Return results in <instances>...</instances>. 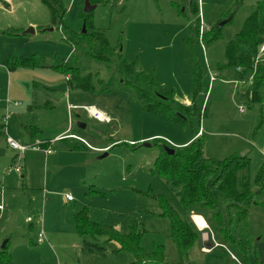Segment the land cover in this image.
I'll list each match as a JSON object with an SVG mask.
<instances>
[{
  "label": "rangeland",
  "instance_id": "1",
  "mask_svg": "<svg viewBox=\"0 0 264 264\" xmlns=\"http://www.w3.org/2000/svg\"><path fill=\"white\" fill-rule=\"evenodd\" d=\"M60 1L66 10L63 23L81 31L86 0ZM259 1L198 0L196 14L189 0H92V20L107 33L112 44L119 46L121 58L152 74L160 87L170 91L180 104L189 106L194 100V60L207 71L198 82L200 94L205 95L206 113L202 107L199 122L191 115L175 122L161 112L142 108L133 89L122 82L115 64L108 67L83 56L77 63L73 60L83 68L82 74L98 75L103 85L90 93L70 89L62 71L49 67L70 59L73 47L51 26L47 6L42 0H0V206L5 208L0 232H8L0 247L7 238L13 250L20 247L23 239L36 240L38 226H42L44 231L64 240L71 235L67 249L57 241L47 244L43 264L131 262L132 254L118 250L113 241L106 243L100 237L97 240L71 234L68 225L75 223L74 213L85 207L91 220L115 226L122 233L137 222L143 229L142 248L151 251L162 245L172 264L189 261L208 264L209 254L201 251L199 240L188 259L177 252L170 238V221L161 215V201L168 202L184 219L188 212L174 189L153 172V166L163 145L179 147L199 128L202 135L198 134L196 139L202 141L206 157L223 159L238 153L250 158L251 189L258 191L254 179L264 166V88L262 101L251 99L252 84L248 80L255 68L241 76L240 67L227 64L225 47L242 29ZM199 16L204 47L198 42L199 29L195 42L189 43L190 27L197 26ZM216 27L220 30L219 37L205 42V33ZM19 56L39 58L45 67L9 70L8 63ZM66 91L70 94L67 101L62 97V94L67 97ZM70 100L77 106H93L110 121H98L81 107L73 108L70 115L71 109L67 108ZM46 101L53 106L51 110L44 107ZM36 104L42 108L31 106L28 111L30 105ZM78 122L85 127L80 128ZM29 125H36L39 138L54 136L68 127L67 131L78 134L91 146H109L102 151L90 147V161L71 167L61 165L57 171L46 166L42 151L29 147L21 153V171L16 172L11 167L18 151L7 144L4 128L8 127L12 139L23 145L29 140L24 126ZM61 146L63 142H56L53 149ZM103 153L106 155L100 158ZM82 156L74 162L84 160L86 155ZM94 188L101 193L90 191ZM67 193L72 201L65 198ZM255 199L258 203L249 209V229L255 241L249 264H264V189ZM74 204H79L77 211ZM27 217L32 220V229ZM72 237L80 246L71 251ZM84 240L92 244L100 242L104 249L81 251ZM32 246L41 248L35 243ZM225 262L237 264L232 258Z\"/></svg>",
  "mask_w": 264,
  "mask_h": 264
},
{
  "label": "trees",
  "instance_id": "2",
  "mask_svg": "<svg viewBox=\"0 0 264 264\" xmlns=\"http://www.w3.org/2000/svg\"><path fill=\"white\" fill-rule=\"evenodd\" d=\"M42 2L49 10L51 26L56 27L65 41L73 47L70 59L56 66H49L54 70L62 71L70 89L90 93L98 91L103 85V80L98 75L82 74L83 68L74 64L83 56L108 67L113 64L118 65L122 82L133 89L145 110L161 112L175 122L184 120L186 115L194 116L199 122L202 107L203 113H206L205 95L200 94L201 88L198 83L206 70L201 68L198 60L192 63L196 85L193 103L189 106L180 104L172 97L170 91L160 87L152 74L138 69L135 62L121 58L119 46L112 44L107 33L95 26L92 20L94 6L89 11L82 10L84 32H77L63 23L66 10L60 0H42ZM86 2L90 6L93 5L92 0ZM189 4L192 11L197 14L198 0H189ZM198 23L197 26L190 27L192 31L189 43L195 42ZM219 35V27H216L205 33V42ZM262 44H264V0L258 2L256 8L245 19L242 29L227 42L225 47L227 64L240 67L241 76L252 67L255 68L252 76L251 99L258 102L262 101L264 88V57L258 63L254 64V62ZM7 67L12 71L22 67L44 68L45 65L39 58L36 60L34 57L19 56L12 59ZM24 129L32 140L30 144H34L37 140L38 128L29 125L24 126ZM198 130L199 128L195 130L194 137ZM63 140L68 139L63 138ZM77 141L70 143L63 141L62 147L68 150L85 149L84 144ZM41 142V146L46 147L51 140ZM169 149H173L172 154L169 153ZM153 172L174 189L181 205L188 212L187 218L184 219L168 202L161 201V215L170 221V238L181 258L188 259L191 248L200 238V230L190 219V215L198 214L207 223L217 243L208 253V264H226V259L231 258L228 251L235 256L237 264H249V255L255 248V241L249 229V209L252 204L258 203L255 195L264 189V166L255 176L254 183L258 191L254 192L250 182V158L246 154L241 156L235 153L223 159L206 157L202 150V141L195 137L179 147L163 145L161 153L155 158ZM73 217L74 228L79 236H91L97 240H100V237L106 243L116 242L118 250H128L133 259L127 264H172L165 256L162 245L155 246L151 251L142 248L140 237L143 229L137 222L130 225L128 232L122 233L113 226L91 220L85 207L75 212ZM9 242L10 239L7 238L4 248L0 249V264L13 263ZM92 246L104 249L100 242Z\"/></svg>",
  "mask_w": 264,
  "mask_h": 264
},
{
  "label": "crops",
  "instance_id": "3",
  "mask_svg": "<svg viewBox=\"0 0 264 264\" xmlns=\"http://www.w3.org/2000/svg\"><path fill=\"white\" fill-rule=\"evenodd\" d=\"M66 95H67L66 98L64 97L63 94H62V97L67 101L68 98L70 99V94L68 95V93L66 91ZM68 104L77 105V104H75V102H73L71 100L69 102H67V108H68ZM31 106L32 107H38V110H40L39 108H42V105H40V104H38V105L36 104V106L30 105L28 107V111H31ZM44 107L46 108V110H48V109L51 110V108L53 106L50 105L46 101V104L44 105ZM72 109L73 108H71V110H70L68 108V111L70 110V115H71ZM35 127H36V125H35ZM67 130H69L68 127H67ZM67 130L64 129L61 132H59L56 135L51 136V137L50 136L43 137V138L37 137V139H39V141H44V140H51V142L54 141V143L52 142L53 144H52L51 152H49V153H45L43 150H40V149H36L35 150V151H40V152L42 151V153H43V155L45 157V164H46L47 167L49 166L52 171L59 170L62 167L61 165H64V166L66 165V166H70L71 167V166H77L79 164H82L83 161H86V163H87L88 161H90V155H89V152L90 151L89 150H91V148H93V150H95V151H102L100 149H103L104 150V148L106 149L109 146V145L108 146H102V147L91 146V144H89L86 140H83V141L79 140L78 138H81V137L78 134L73 133L71 131H67ZM70 130H71V128H70ZM4 131L8 135L6 137H10V138L13 137L12 135H10L9 130H8V127H5L4 128ZM2 134H3V132H2ZM72 135H74V136H72ZM195 137H194V135L193 136H190L189 138H187L186 140H184V142H181L178 145H181L182 146L185 143L190 142ZM63 138L72 139L74 141H77L78 140L77 142L80 141L82 144H84L85 149L84 148H75L73 150H68V149L63 148L62 146L59 147V149H53L54 148L53 145L56 142H63V141L69 142L68 140H63ZM81 139H83V138H81ZM31 141L32 140L29 138L28 142H25L23 145H29L30 143H32ZM25 150H28V149H25ZM31 150H33V149H31ZM78 154H80V155H78ZM82 154H85L86 155V157L84 156L85 159L82 160V161L78 160L79 163H77V161L74 162L75 161V158H78L79 156L81 157ZM22 164H23V167L25 169V165H27V162H25V160H24ZM90 191H92L93 193L94 192L95 193H99V192L101 193V191L98 190L97 188H94V189H92ZM50 192H52V191H50ZM50 194H52V193H50ZM72 200L73 199H70V201H72ZM74 205H75V207L73 209H75L77 211V209H79V204H74ZM0 211H2V214L0 215V218H2L5 215L4 214L5 213V208L1 207L0 208ZM88 214H89V217H90L91 215H90V211L89 210H88ZM27 218H26V220H27ZM192 218H193V214L190 215V219L193 221L194 219H192ZM70 223H71V225L69 224L68 227H70L71 234L74 235V234H76V231H75V228H74V223L73 224H72V222H70ZM193 223H194V221H193ZM27 224H30L29 225V228H31V229L33 228L32 220L31 221H28ZM195 226H196V224H195ZM115 228L117 229V227H115ZM40 229H42V231L44 232V236H45V240L43 242H41V243L36 242V240H34V239H32V240L29 239L28 241H26L25 239H23L22 244L20 245V247L17 248V249H15V250H13L11 248L12 247V243H10L9 251H10V253L12 255V259H13V263L12 264H43V261L41 259H44L45 258V253L48 252V250L46 249V246H47V244L50 241H57L58 243H61L62 244V247L63 246H66V249L68 248L67 247L68 246L67 243L71 241V235H70V238L64 240V239L60 238L59 235H55L54 233L50 232L49 230L44 231L42 226H40V227L38 226L37 234H38V232H39ZM52 231L53 232H57V230L54 229V228L52 229ZM7 233L8 232H4V231L0 232V242H1V240L4 237H7V235H8ZM80 237H82V236H80ZM83 237H85V236H83ZM36 239H37V235H36ZM34 243H35V245L40 246L41 248L40 249H35L32 246V245H34ZM114 243L116 244V247H118V244L116 242H114ZM199 244H200V247H201V251H203L204 253L208 254L210 250L209 251L204 250V247L201 245L200 238H199ZM70 245H71L70 249L72 251V250L79 249L80 243L79 242L76 243L75 242V237H72V242H71ZM92 245H93L92 243H88L85 240L82 241V246L83 247H81V251L83 250V251H87V252H92L91 251V250H93V246Z\"/></svg>",
  "mask_w": 264,
  "mask_h": 264
},
{
  "label": "built area",
  "instance_id": "4",
  "mask_svg": "<svg viewBox=\"0 0 264 264\" xmlns=\"http://www.w3.org/2000/svg\"><path fill=\"white\" fill-rule=\"evenodd\" d=\"M199 37H198V42L201 44L202 47H204V43L202 42V34L204 33L202 31V27H201V22H200V16H199ZM263 57H264V44H262L259 48V52H258V55L256 56V60L254 62V64L258 63V61H261L263 60ZM252 76L249 78L248 82L250 84H252ZM75 107H81L83 108L84 110H86L88 112V115L93 117L94 119L98 120V121H102V122H109L110 121V118L108 116H106L105 114H103L100 110L94 108L93 106H77V105H71V104H68V108L71 109V108H75ZM242 110V109H241ZM200 134V131L197 133V135ZM196 135V136H197ZM74 136V135H72ZM79 140L83 141V139L81 138H78ZM6 142L7 144L9 145V147L15 149L18 151V154L17 156L15 157V165H13L11 168H14V171L16 172H20L21 171V159H22V156H21V153H23V151L29 147L33 148V149H40V150H43L45 153H49L51 152V146L50 144L46 147H42L41 146V141L39 140H36L34 142V144H29V145H22L20 144L19 142H16L15 140H13L12 138L10 137H6ZM51 143V142H50ZM100 150H103V149H100ZM105 150V148H104ZM65 198L70 200L72 199L71 198V195L69 193L65 194ZM1 208V206H0ZM27 221H31V219L28 217L27 218ZM200 231H202V229H198ZM203 230H209V227L206 223V227H204ZM211 234V238L212 240L214 241L215 243V246L217 245V243L215 242L214 240V237H213V234L210 232ZM45 240V236H44V232L42 231V229L39 230L38 234H37V239L36 241L38 243H41ZM204 250H207L209 251V249H205ZM229 254H230V257L235 260L237 262V259L235 258V256L230 252L228 251Z\"/></svg>",
  "mask_w": 264,
  "mask_h": 264
},
{
  "label": "water",
  "instance_id": "5",
  "mask_svg": "<svg viewBox=\"0 0 264 264\" xmlns=\"http://www.w3.org/2000/svg\"><path fill=\"white\" fill-rule=\"evenodd\" d=\"M90 5H88V3L86 2L85 3V8L84 10L85 11H89L92 6L90 8H88ZM224 22L220 23L219 24V27L222 26ZM32 30V29H31ZM82 32H84V25L82 27ZM77 125L80 127V128H84L85 127V124L84 123H81V122H78ZM147 145H149L148 143H146ZM169 153H173V149H169ZM106 154L103 153L100 158L104 157ZM244 154H241V156H243ZM198 228V227H197ZM199 229V228H198ZM200 242H201V245L205 248V249H209L211 250L214 246H215V243L214 241L212 240L211 238V234H210V231L209 230H202L200 231ZM5 243H6V240L3 241V243L1 244V247L0 249H3L4 246H5ZM188 264H191V263H188Z\"/></svg>",
  "mask_w": 264,
  "mask_h": 264
},
{
  "label": "bare ground",
  "instance_id": "6",
  "mask_svg": "<svg viewBox=\"0 0 264 264\" xmlns=\"http://www.w3.org/2000/svg\"><path fill=\"white\" fill-rule=\"evenodd\" d=\"M194 219V223L196 224V226L199 228V229H204V227H206V222L205 220L198 214H193V218Z\"/></svg>",
  "mask_w": 264,
  "mask_h": 264
}]
</instances>
